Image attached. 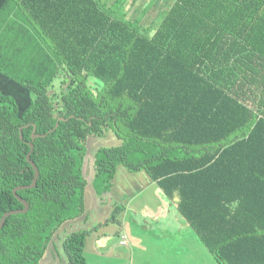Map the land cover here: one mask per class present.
Returning a JSON list of instances; mask_svg holds the SVG:
<instances>
[{"label": "trees", "instance_id": "trees-1", "mask_svg": "<svg viewBox=\"0 0 264 264\" xmlns=\"http://www.w3.org/2000/svg\"><path fill=\"white\" fill-rule=\"evenodd\" d=\"M126 1L0 4V74L27 97L0 91V218L23 208L30 142L38 169L17 192L27 212L0 228V264H39L83 212L84 141L108 128L121 142L94 154L98 197L118 165L143 170L218 264H264V0H173L151 34ZM89 233L66 236L67 264H85Z\"/></svg>", "mask_w": 264, "mask_h": 264}, {"label": "rangeland", "instance_id": "rangeland-1", "mask_svg": "<svg viewBox=\"0 0 264 264\" xmlns=\"http://www.w3.org/2000/svg\"><path fill=\"white\" fill-rule=\"evenodd\" d=\"M99 1L110 4L113 0ZM172 1L127 0L123 10L127 19L143 17L142 26L151 34ZM87 84L94 94L102 86L94 78ZM16 88L1 86L23 109L26 93ZM54 88L58 90L57 83ZM120 142L110 128L84 141L83 212L54 230L39 264H67L64 239L72 232L87 230L91 233L85 238V264H218L179 215L174 201L165 198L143 170L131 172L118 165L108 193L97 196L92 187L94 154L99 148ZM115 205L125 208L122 214L116 213L120 223L110 220Z\"/></svg>", "mask_w": 264, "mask_h": 264}, {"label": "water", "instance_id": "water-1", "mask_svg": "<svg viewBox=\"0 0 264 264\" xmlns=\"http://www.w3.org/2000/svg\"><path fill=\"white\" fill-rule=\"evenodd\" d=\"M60 121H64V119L62 117H59L56 120L54 128L52 130H50L49 132H52L58 126V123ZM19 132H21V129H19ZM37 137H39V135L34 134V131H33L32 135H31L32 141L35 138H37ZM19 138L22 139L21 135H19ZM28 146H29V152L26 154V161L31 166V168L33 170V179H32V181H31V183L29 185H27V186H17V187H15L13 189V191H12L13 196L21 203L23 208L21 210H12V211L5 212L0 218V228L3 226L4 220L7 217H9L10 215L24 214L28 210L27 202L24 199H22L20 196L17 195V192L20 191V190H24V189H29V188L35 187L36 180L38 178V169L36 168L35 164L30 159V154H31L32 149H33L32 142L28 143Z\"/></svg>", "mask_w": 264, "mask_h": 264}, {"label": "crops", "instance_id": "crops-1", "mask_svg": "<svg viewBox=\"0 0 264 264\" xmlns=\"http://www.w3.org/2000/svg\"><path fill=\"white\" fill-rule=\"evenodd\" d=\"M2 3V0H0V4ZM5 85H9L10 87H12V88H15V89H17L16 87V85H14V84H12L10 81H8L3 75H1L0 74V91L1 92H3V93H6V94H9L8 92H5L4 90H2L1 89V86H5ZM20 88H18V90H19ZM20 90H22V89H20ZM19 90V91H20ZM24 91V90H23ZM21 92V91H20ZM9 95H11V94H9ZM12 96V95H11ZM13 97V96H12ZM15 98V97H14ZM16 99V98H15ZM125 210H123L122 212H124ZM122 212H121V214H122Z\"/></svg>", "mask_w": 264, "mask_h": 264}]
</instances>
